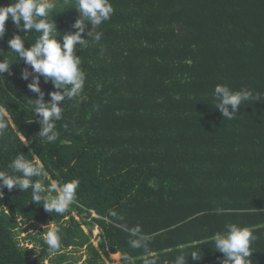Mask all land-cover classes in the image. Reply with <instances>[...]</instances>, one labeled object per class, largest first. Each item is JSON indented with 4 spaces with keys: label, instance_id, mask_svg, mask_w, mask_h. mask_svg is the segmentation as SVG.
<instances>
[{
    "label": "trees",
    "instance_id": "trees-1",
    "mask_svg": "<svg viewBox=\"0 0 264 264\" xmlns=\"http://www.w3.org/2000/svg\"><path fill=\"white\" fill-rule=\"evenodd\" d=\"M9 3L0 0V6ZM110 3V19L93 29L103 33L101 40L89 37L76 51L86 73L84 91L63 104L53 143L38 136L41 125L29 110L37 94L27 87L31 77L26 81L20 73L31 68L8 50L13 35L21 34L27 48L39 34L20 33L6 21L0 56L13 62L0 76V108L9 125L0 136V171L22 152L44 164L47 185L78 178L80 186L64 214L46 212L31 200V190L4 188L0 264H41L51 253L53 264H63L62 249L86 243L90 257L83 264L113 253L142 264L146 253L130 248L121 224H139L153 235L147 254L158 264H172L180 249L201 254L199 260L189 255L186 264H222L212 239L226 223L254 230L251 264H264V0ZM74 4L57 0L52 19L58 40L75 31L80 13ZM88 30L90 23L85 38ZM217 84L247 88L259 100L245 101L235 118H224L215 107ZM40 87L45 100L57 90L43 77ZM16 214L59 226L61 249L50 252L43 240L38 252L21 248ZM83 226L98 228L97 246Z\"/></svg>",
    "mask_w": 264,
    "mask_h": 264
},
{
    "label": "clouds",
    "instance_id": "clouds-1",
    "mask_svg": "<svg viewBox=\"0 0 264 264\" xmlns=\"http://www.w3.org/2000/svg\"><path fill=\"white\" fill-rule=\"evenodd\" d=\"M74 5L80 13L72 25L75 31L65 32L62 41L57 39L61 33L52 19V14L58 12L57 0H10L7 6H0V38L5 34V24L9 19L20 33L39 34L35 42L27 48L24 45L25 38L21 34L13 35L8 40V50L9 55L15 54V60L20 58L31 68L22 69L20 76L26 81L31 77L27 87L37 94V98L30 99L29 110H34L37 116V122L41 125L38 136L43 138L45 143H53L59 137L56 122L62 119V106L65 101L74 100L83 94L86 73L81 67L80 55L76 54L77 49L80 50L79 46L87 47L89 37L99 42L103 33L93 32V29L108 21L114 12L110 0H77ZM89 23L91 30L87 31L85 38L83 34ZM12 62L3 57L0 59V76L9 70ZM41 77L46 83L50 80L57 89L49 92L48 100L44 99L45 93L40 87ZM101 87V84H97L98 91ZM214 98L215 107L223 117L233 119L242 103L259 100V94L254 95L247 88L233 90L226 84H217L214 88ZM59 102H63L62 105ZM5 117L6 110L0 108V136L8 131L9 125ZM47 175L44 164L39 159L33 163L24 153L19 152L8 164L7 170L0 171V197L4 195V188L9 191L14 187L26 192L31 190V200L35 204L42 203L46 212L64 214L76 200L80 181L78 178H71L47 185L42 179ZM221 213L222 209H217V214ZM109 216L116 217L117 213L110 210ZM119 227L128 234L130 248L143 249L146 253L141 258L142 264H158L159 258L155 254H147L150 252L152 234L144 232L139 224L131 227L121 224ZM255 239L252 228L226 223L223 231L215 233L212 242L214 249L223 254L222 264H251V245ZM43 241L50 252H58L62 245L61 228L55 224L48 227ZM189 255L193 260L201 258L200 252L180 249L172 264H186ZM121 259L123 264H136L135 259L127 253H123Z\"/></svg>",
    "mask_w": 264,
    "mask_h": 264
},
{
    "label": "rangeland",
    "instance_id": "rangeland-1",
    "mask_svg": "<svg viewBox=\"0 0 264 264\" xmlns=\"http://www.w3.org/2000/svg\"><path fill=\"white\" fill-rule=\"evenodd\" d=\"M71 215L75 217L77 221H81V218L77 216L75 212ZM13 220L17 222L18 227L14 229L16 240L21 248H26L32 250L33 252H38L40 249V241L43 240L44 234L48 227L53 225V223L42 224L34 220H27L19 215H14ZM24 220V221H23ZM84 233L88 236L89 242H92L94 246H97L99 240V230L96 226L92 229L83 226ZM65 254L66 259L63 264L71 262L72 264H83L85 263L90 255L87 249V243L83 246H72L62 249L61 251ZM33 255H31L32 257ZM54 254L51 253L45 256L41 264H53ZM98 264H123L120 253L109 254V257L102 258L98 261Z\"/></svg>",
    "mask_w": 264,
    "mask_h": 264
}]
</instances>
